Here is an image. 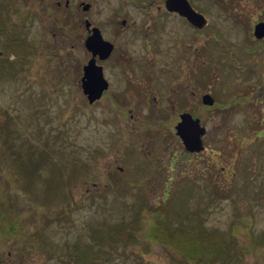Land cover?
Returning a JSON list of instances; mask_svg holds the SVG:
<instances>
[{
  "label": "rangeland",
  "instance_id": "rangeland-1",
  "mask_svg": "<svg viewBox=\"0 0 264 264\" xmlns=\"http://www.w3.org/2000/svg\"><path fill=\"white\" fill-rule=\"evenodd\" d=\"M55 1L0 0V264H76L73 249L88 246L104 264H173L182 256L150 231L178 189L173 211L204 206L205 226L234 236L239 257L230 264H264V36L253 34L264 0H193L208 23L193 40L196 70L214 103L188 110L205 125L203 148L191 152L175 133L180 110L146 104L132 119L87 101L76 36L83 12ZM96 1L100 22L107 3ZM169 54L144 64L156 70ZM176 63L188 79L190 60ZM122 69L114 57L104 67L111 77ZM135 210L136 238L124 244L111 234ZM102 232L112 246L96 241Z\"/></svg>",
  "mask_w": 264,
  "mask_h": 264
},
{
  "label": "flooded vegetation",
  "instance_id": "flooded-vegetation-1",
  "mask_svg": "<svg viewBox=\"0 0 264 264\" xmlns=\"http://www.w3.org/2000/svg\"><path fill=\"white\" fill-rule=\"evenodd\" d=\"M106 3L107 6L103 7L102 11L109 16L105 19L102 16L98 22L95 15L99 16L101 8H98L96 0L55 1L57 6L63 4L65 8L72 4L83 12L82 17L77 21L78 25L76 24L83 25L84 31L76 36L78 38L81 36L80 40L82 39L87 54L81 73H83V65L93 58L95 63L101 66L103 76L107 80V86L102 90L101 95L89 103L99 100L119 115L123 111L129 112L132 119L136 117L134 111L147 110L146 104H151L149 106L151 111L157 109L160 113L167 111V108L180 110L177 118L175 114L172 115L176 122L180 113L201 107L204 104L202 93L209 90H202L200 86L196 70L199 44L193 40H197V37L199 39L208 23L203 27L192 23L177 10L169 9L166 0H106ZM189 3L195 10L200 11L195 1L189 0ZM95 27L99 29L102 38L112 45L107 55L93 53L85 44V40ZM185 36L191 37L192 41H186ZM169 43L170 46L167 48ZM131 48L135 49V54L130 52L134 56L125 53ZM163 51L170 54L162 60L156 70H153L154 64L151 66L144 64L145 61L158 62ZM112 57L117 63L123 64V69L113 74V77L107 76L104 71L106 61ZM185 58L190 60L188 79L185 76L184 66L176 63L179 60L182 62ZM179 69H182V72ZM170 71L176 75L170 84L172 97L167 93L168 84L164 88V82L170 76Z\"/></svg>",
  "mask_w": 264,
  "mask_h": 264
},
{
  "label": "trees",
  "instance_id": "trees-1",
  "mask_svg": "<svg viewBox=\"0 0 264 264\" xmlns=\"http://www.w3.org/2000/svg\"><path fill=\"white\" fill-rule=\"evenodd\" d=\"M2 28L4 29V27H0V34H6ZM12 36L21 41V36L17 33H11L10 37ZM21 42L25 43L23 41ZM11 47L12 46H9L10 49H12ZM30 153L31 152H28L26 154L29 156ZM37 165L38 163H36L35 166L31 164L25 165V173L31 175ZM184 188L187 189L185 190L187 193L191 192V186L185 185ZM180 191L182 190L178 189L169 200L166 220L161 217H155L150 231L151 240L154 239L162 243L166 242L175 249L177 254L182 256L181 258L183 260L175 259V261L172 262L173 264H230L235 257H239L238 251L236 252L237 242L234 240L233 235L229 236L225 232L213 231V229L205 226L203 217L198 218V214L201 213L204 206L197 205L192 211H188L187 207H185V209L183 208V211L180 212L177 210L173 211L172 206L174 208L178 206L180 197L183 194H180ZM186 199H188V197H186ZM186 202L185 200V203ZM159 211L161 212V209H158L157 212ZM134 212L135 213L130 219H123L119 221L116 226L113 225L115 229L112 231L111 235L115 239L121 240L124 244L136 238V235L133 234V230L137 229L139 226V210H135ZM174 219L178 220L172 221ZM96 232L93 231V234H96ZM107 235L106 232L100 237L98 234L96 241L107 240L112 246V238H108ZM89 248L88 246V248L80 247L73 249L74 254L72 256L74 257L75 263L98 264L97 261L100 258L99 260L104 264L105 261L101 260V257H104V253L100 249L97 253ZM113 264L117 263L114 262Z\"/></svg>",
  "mask_w": 264,
  "mask_h": 264
},
{
  "label": "water",
  "instance_id": "water-1",
  "mask_svg": "<svg viewBox=\"0 0 264 264\" xmlns=\"http://www.w3.org/2000/svg\"><path fill=\"white\" fill-rule=\"evenodd\" d=\"M166 6L169 9L177 10L198 26L203 27L207 23L205 15L195 10L189 0H166ZM253 34L256 38L264 36V20H259L254 24ZM85 44L93 53L98 52L100 55H107L112 47L108 40L102 38L97 27L93 29L92 34L85 40ZM80 85L88 102L97 99L107 86V80L103 76L101 66L96 64L93 58L83 65ZM202 101L211 105L214 103V97L209 92H204ZM175 131L181 138L186 150L198 151L203 148L202 135L205 132V125L201 123L198 116H193L188 111L180 113L179 120L175 124Z\"/></svg>",
  "mask_w": 264,
  "mask_h": 264
}]
</instances>
